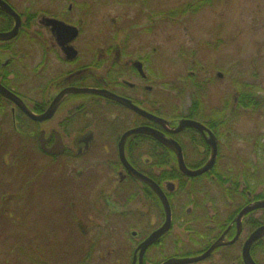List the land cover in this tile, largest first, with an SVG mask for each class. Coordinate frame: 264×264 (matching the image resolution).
I'll return each instance as SVG.
<instances>
[{"label": "flooded vegetation", "instance_id": "flooded-vegetation-1", "mask_svg": "<svg viewBox=\"0 0 264 264\" xmlns=\"http://www.w3.org/2000/svg\"><path fill=\"white\" fill-rule=\"evenodd\" d=\"M65 3H51V11L39 13V0H0V36L10 34L18 24L12 38L0 40V86L18 99L16 103L0 94V137L18 139L20 154L47 159L54 190L63 192L60 187L65 184L70 196L79 183L78 199L84 189L91 188L84 197L136 203L130 239L139 237V241L124 248L113 246L114 264H165L170 259L198 257L217 242L221 245L207 258L193 264H245L243 248L264 226V209L247 212L239 225L236 218L246 207L264 201L262 179L256 177V186L250 190L245 182L246 175L262 169L261 140L239 138L241 152L234 153L226 172L220 161L225 159L224 149L230 147L231 127L240 110L255 113L263 109L257 87L235 80L231 83L233 99L214 101L206 79L209 69L201 66L199 71L193 64L188 78L170 76L163 52L135 50L132 35L127 33L86 35L87 11L82 0L64 8ZM1 4L14 15L2 10ZM190 7L194 14L201 5L196 2ZM50 21L74 31L65 33ZM182 54L181 50L180 59ZM216 78L223 80L226 75L217 72ZM85 89L95 93L82 94ZM247 89L257 107H245L242 96ZM183 121L196 123V127L177 131ZM138 130L143 132L135 133ZM167 144L179 147L188 170H200L214 153L215 162L209 171L187 177ZM120 147L127 164L158 188L171 210L170 230L142 255L138 247L161 228L165 214L157 192L125 169ZM216 174L223 175L222 179ZM218 185L234 192L221 195ZM174 201L187 207L173 214ZM220 201L227 202L225 210L214 209L213 204ZM196 205L201 209H194ZM71 207L75 212V205ZM216 217L221 218L217 226ZM151 218L156 227L149 224ZM173 226L185 229L184 244L173 241L172 247L166 241ZM89 232L82 226V236ZM263 244L264 237L249 248L253 264H262ZM97 256L102 260L104 255L98 251Z\"/></svg>", "mask_w": 264, "mask_h": 264}, {"label": "rangeland", "instance_id": "rangeland-1", "mask_svg": "<svg viewBox=\"0 0 264 264\" xmlns=\"http://www.w3.org/2000/svg\"><path fill=\"white\" fill-rule=\"evenodd\" d=\"M62 1L67 3L64 8L69 2L81 3V0H39L38 12L51 11V3ZM199 1L82 0V8L87 11L84 32L86 35L119 32L132 35L135 50L156 48L161 55L163 52V62L170 76L188 78L193 64L199 71L203 70L201 66L209 69L206 79L210 82L209 91L214 101L229 102L235 93L231 83L242 80L257 87L259 102H262L264 0H214L194 14L190 11L169 16ZM217 72H223L226 78L218 80ZM240 111L237 123L231 127L234 131L230 147L222 153L225 158L220 161V165H224L223 172L232 163L234 153L241 152L239 138L250 136L253 141L261 140L264 144V106L255 113ZM18 146V139L0 137V264H78L81 260L82 264H114L113 246L121 244L124 248V245L139 241V237L130 239L134 222L131 214L137 209L136 203L124 205L121 201L84 197L91 193V188L84 189L82 199H78L79 183L71 189L70 196L65 184L60 187L63 192L54 190L47 159L39 154H20ZM72 204L76 208V222L81 221L82 226L91 231L86 237L77 234L79 230L75 224L70 225ZM225 204L227 202H219L218 206L225 210ZM181 207L186 208L187 204L181 203ZM20 217L24 221H18ZM12 218L17 220L11 221ZM149 224L157 226L152 218ZM72 229L78 235L75 241L71 239ZM185 232L184 228L173 226L166 241L172 242V247L175 242L184 244ZM38 234L40 237L35 242ZM22 238L28 243H22ZM87 249H90L88 255L82 257ZM98 251L104 255L102 260L97 256ZM261 251L264 264V244Z\"/></svg>", "mask_w": 264, "mask_h": 264}, {"label": "water", "instance_id": "water-1", "mask_svg": "<svg viewBox=\"0 0 264 264\" xmlns=\"http://www.w3.org/2000/svg\"><path fill=\"white\" fill-rule=\"evenodd\" d=\"M1 9L6 11L7 14H10L11 16L14 15V13L9 9L8 6H6L5 4H1ZM56 24H53L52 21L48 22V24L52 25L53 27H59L61 29H63L65 31V33H67V31L72 32L74 30V28H70L67 26H64L63 24H60L59 22H54ZM17 28H18V24L15 26L14 30L10 33V34H6V35H1L0 36V40H9L10 38H12L13 34H16L17 32ZM91 93H95L94 90H82V94H91ZM0 94L5 96L6 98L12 100L13 102L18 103V99L11 95L10 93H8L5 89H3L0 86ZM116 100L122 101L119 98H115ZM135 109V108H134ZM136 111H138L137 109H135ZM184 127H196V123L193 122H180V126L178 128L177 131L181 130ZM138 132H143V130H138L135 133ZM126 138V136L124 137V139ZM123 139V140H124ZM176 154L177 159H178V163H179V170L180 172L187 176V177H195V176H199L207 171L210 170V168L213 166L214 162H215V157H216V153L212 154L211 159L206 163V165L204 167H202L200 170L197 171H191L188 170L183 163V159L181 156V151L179 149V147L177 145H171V144H167ZM216 149V148H215ZM120 160L122 162V164L124 165L125 169L129 172V174L134 177L135 179L140 180L141 182L150 185V187L155 190L157 192V194L160 197L161 200V204L164 210V214H165V223L161 226L160 229H158L157 231H155L154 233H152L150 235V237H148L144 242H142L140 244V246L138 247V250H140V255H142V253L145 251V249L152 243L156 242L160 237H162L164 234H166L170 228H171V210H170V206L169 203L166 199V197L164 195H162V193L158 192V188L152 184V182H150L149 180H147L145 177L141 176L140 174H138L137 172H135L125 161L124 159V152H123V147H120ZM170 187L172 188V184L168 186V189H170ZM256 209H264V201L256 203V204H252L248 207H246L236 218L237 221V225H239V221L240 219L243 217V215H245L247 212L251 211V210H256ZM264 237V226L261 227L260 229H258L256 232H254L252 234V236L249 238V240L246 242L244 248H243V260L245 264H253L252 261L249 258L248 252H249V248L252 246V244L254 242H256L257 240H260L261 238ZM219 245H221L220 242L215 243L205 254H203L202 256H198V257H192V258H183V259H170L168 260L165 264H193V263H197L199 261L204 260L205 258H207L211 252L217 248Z\"/></svg>", "mask_w": 264, "mask_h": 264}, {"label": "trees", "instance_id": "trees-1", "mask_svg": "<svg viewBox=\"0 0 264 264\" xmlns=\"http://www.w3.org/2000/svg\"><path fill=\"white\" fill-rule=\"evenodd\" d=\"M106 1H108V0H106ZM115 2H117L116 0H114ZM213 1L214 0H201V1H199V3H200V5H201V7H203V6H207V5H211L212 3H213ZM192 12L193 13V9H192V7H190V5L189 6H187L184 10H182L181 8L178 10V11H175L174 13H172V14H169V16H173V15H181V14H184V13H187V12ZM179 13V14H178ZM167 15V14H166ZM168 19H170L171 17H167ZM149 19H151L150 17H149ZM178 20V19H177ZM248 91H249V89H247L246 90V94H243V96H242V98H243V102H244V104H245V107L246 108H251V107H257L254 103H253V101L252 100H250V95L248 94ZM0 149H2V148H0ZM259 159H260V161H261V163H262V169H258V170H256V173H253L254 175H255V177H253V174H251V175H249L248 174V176L246 175V180H245V182L247 183V187H248V189L250 190V189H254V187L256 186L255 185V183H254V181L253 180H255L256 179V177L257 178H259V179H262L261 180V182L263 183L264 182V144H262V146H261V154H259ZM216 176L217 177H219L220 179H222V177H223V175H219V174H216ZM222 176V177H221ZM245 176V175H244ZM250 179H252V180H250ZM218 187L219 188H222V186H219L218 185ZM218 188V189H219ZM183 192L182 193H186V192H189V190H182ZM229 192H234V191H226L225 189H219V194H221V195H224V194H229ZM116 202V201H115ZM221 202V201H220ZM218 203L219 202H217V203H214L213 205H214V209H217V210H222L219 206H218ZM174 204L175 205H177V207L176 208H173V214H176L177 212H178V209H180V208H178V207H180L179 206V203H177V201H174ZM188 204H193V203H188ZM71 209H73L72 207H71ZM182 209V208H181ZM194 209H196V210H200L201 208L198 206V205H196V206H194ZM72 213H74V214H72ZM72 213H71V218H73V221H72V223L70 224V225H73V224H75L76 225V227H77V229L79 230L78 232H77V234L79 235V236H81L82 237V226H80V224H79V221L78 222H76V215H75V212L72 210ZM5 216H7V215H5ZM12 217V216H11ZM174 219H175V221L177 220V216H175L174 215ZM216 220H217V224H216V226L218 225V222L221 220V218L220 217H216L215 218ZM15 220H17V218H12L11 219V221H14L15 222ZM24 221V219L23 218H21L20 217V219H18V221ZM16 223H18L17 221H16ZM74 229H75V231H76V228H75V226H74ZM74 229H72V233L70 234L71 235V239H73L74 240V238L75 237H78V235H76V233H75V231H74ZM48 233L49 234H51V232L50 231H48ZM45 239L46 240H49L48 238H47V234H45ZM39 234L37 235V237H36V239L34 238V241L36 242V240H37V238L39 239ZM30 239H33V236L30 238ZM51 240H49V242H50ZM75 241V240H74ZM21 242L22 243H26L27 242V240H24V238H22L21 239ZM28 243V242H27ZM74 243V242H73ZM34 246V245H33ZM81 251H82V248H81ZM84 251H85V248H84ZM87 251H90V249H87L86 250V252H84V254L82 255V257H84V255L85 254H87L88 255V253H87ZM61 258H62V256H60ZM83 259V258H82ZM78 264H82V260L80 261V262H78Z\"/></svg>", "mask_w": 264, "mask_h": 264}]
</instances>
